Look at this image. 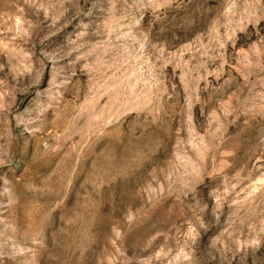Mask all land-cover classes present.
Segmentation results:
<instances>
[{"label": "rangeland", "instance_id": "1", "mask_svg": "<svg viewBox=\"0 0 264 264\" xmlns=\"http://www.w3.org/2000/svg\"><path fill=\"white\" fill-rule=\"evenodd\" d=\"M0 264H264V0H0Z\"/></svg>", "mask_w": 264, "mask_h": 264}]
</instances>
